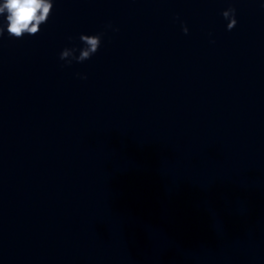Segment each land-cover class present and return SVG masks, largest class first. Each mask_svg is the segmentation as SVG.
<instances>
[{
  "label": "water",
  "instance_id": "water-1",
  "mask_svg": "<svg viewBox=\"0 0 264 264\" xmlns=\"http://www.w3.org/2000/svg\"><path fill=\"white\" fill-rule=\"evenodd\" d=\"M52 3L0 16V264H264V0Z\"/></svg>",
  "mask_w": 264,
  "mask_h": 264
},
{
  "label": "clouds",
  "instance_id": "clouds-1",
  "mask_svg": "<svg viewBox=\"0 0 264 264\" xmlns=\"http://www.w3.org/2000/svg\"><path fill=\"white\" fill-rule=\"evenodd\" d=\"M53 8L52 0H3L0 3V16L6 13V28L10 37L22 38L25 34L34 35L39 32L40 25L45 23L51 15L50 9ZM223 17L228 20L227 29L231 30L235 27L237 20L235 19V9L229 8L222 13ZM4 27L0 26V36L3 35ZM187 33L188 29L183 28ZM84 47L79 50V56L72 55V59L77 62H83L90 59L100 47V35H85L80 36ZM76 49L65 48L61 54V60H67L71 53Z\"/></svg>",
  "mask_w": 264,
  "mask_h": 264
}]
</instances>
